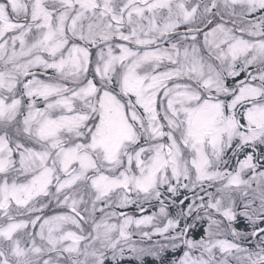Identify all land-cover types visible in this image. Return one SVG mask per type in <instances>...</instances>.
I'll list each match as a JSON object with an SVG mask.
<instances>
[{
	"label": "snow or ice",
	"instance_id": "1",
	"mask_svg": "<svg viewBox=\"0 0 264 264\" xmlns=\"http://www.w3.org/2000/svg\"><path fill=\"white\" fill-rule=\"evenodd\" d=\"M0 264H264V0H0Z\"/></svg>",
	"mask_w": 264,
	"mask_h": 264
}]
</instances>
